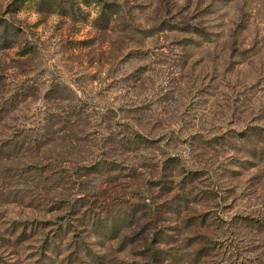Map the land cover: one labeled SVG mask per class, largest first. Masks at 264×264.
<instances>
[{"label":"rangeland","instance_id":"1","mask_svg":"<svg viewBox=\"0 0 264 264\" xmlns=\"http://www.w3.org/2000/svg\"><path fill=\"white\" fill-rule=\"evenodd\" d=\"M13 1L0 143L62 114L84 154L7 160L0 264H264V0Z\"/></svg>","mask_w":264,"mask_h":264},{"label":"trees","instance_id":"2","mask_svg":"<svg viewBox=\"0 0 264 264\" xmlns=\"http://www.w3.org/2000/svg\"><path fill=\"white\" fill-rule=\"evenodd\" d=\"M89 2L85 1L84 3L89 4ZM25 3H26V5H28V4L38 5V7L42 10H48L49 8H51V6L55 7V4H56V3H53L49 0H14L10 4L11 8L8 10H10L11 12H14L16 10V8L22 6ZM57 7H58V5H57ZM111 12H112V10H109V9L107 10L104 6H102L100 13L98 14V19H101L104 16V14L105 15L107 14L106 16H110ZM13 36H15V35L13 34ZM0 41H2V39H0ZM69 91L72 94L71 90H69ZM69 91H67V94H70ZM63 93H64L63 91H55L54 92L55 95L59 94V96L63 100H66L62 97ZM4 106L5 107H3V105H1V107H0V115L2 117L0 122L3 121V119L4 120L5 119H8V120L12 119L11 114L17 108L14 105H4ZM72 112H74V113H72L73 115H71V117L77 118L80 116L79 112H81V111L79 109L76 111L73 110ZM61 115L62 114H59V115L55 114V115H53L54 117L49 118L48 123H51V127L47 128L45 125L42 126V128L39 131L40 132L39 135L36 134L33 136V135L29 134L28 131H22L19 133L15 132L10 138L7 139V141L5 140V141L0 143V179H1V183L5 179V177H3L2 174L4 173V171H6V168H4V166L7 162H9V161H7L9 158L18 156L21 152L25 151L28 148H32L33 152H39L41 149H43V146L45 147V145L47 144L48 138L50 136L53 137V139L50 142H60L57 144H59L63 148H66L68 146L73 145L72 148L75 150L76 154L79 157H81V155L84 154L83 153L84 147L81 145V139H78L79 136L74 134V131H73L74 129H71V128H74V125L72 124L74 121L66 120L65 118L62 120ZM60 122L62 123L61 126L54 128V126H58V124ZM4 128L6 129V127H4ZM30 132H32V131H30ZM131 141H132L133 146L136 145L139 147H142L145 143L148 142L147 140L143 139L142 136H140L139 134H136V133L134 134V137H133V139H131ZM131 141H126L125 144L131 143ZM57 156H59V155H57ZM60 156H64V155L61 154ZM59 157H57L56 160ZM5 160H6V162H5ZM63 161H66V158H63ZM2 162H5V163H2ZM57 163H58V160H57ZM41 164L42 165H51V166L56 165V164H53L52 162L49 163L48 160L42 161L40 163V165ZM22 165H23L24 169L32 166L31 163H29L27 165H25V164H22ZM89 165L90 166H88L86 168L92 169L91 173L94 175L98 174L103 168L102 164H100L96 160L93 161L92 163H89ZM36 166H38V165H35V167ZM37 168H39V167H37ZM82 168H84V167H82ZM10 170L16 171L17 169L11 168ZM1 183H0V186H1ZM36 184L37 185L39 184L38 181L36 182ZM0 194L2 195V192H0ZM59 202H61V201H59ZM71 208H73V205H71ZM110 229H111V231L113 230V225H111ZM111 231H110V233H111ZM46 244H47V242H46ZM50 245H51V243H48V248L50 247ZM153 253H155V250L153 251Z\"/></svg>","mask_w":264,"mask_h":264}]
</instances>
